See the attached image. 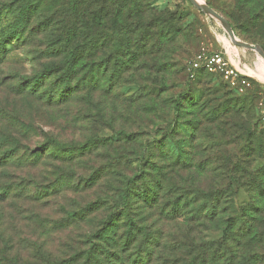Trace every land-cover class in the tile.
Returning <instances> with one entry per match:
<instances>
[{"label":"rangeland","instance_id":"rangeland-1","mask_svg":"<svg viewBox=\"0 0 264 264\" xmlns=\"http://www.w3.org/2000/svg\"><path fill=\"white\" fill-rule=\"evenodd\" d=\"M204 1L237 40L264 52V0ZM1 28L14 36L0 64V135L16 140L30 124L31 147L46 141L56 156L33 167L16 156L0 169V190L22 178L36 184L21 200L0 191V264H222L211 256L226 216L188 218L210 206L194 194L216 189L213 180L217 189L233 183L226 215L243 209L249 225H264V61L219 22L188 0H0ZM202 49L229 57L250 88L190 76ZM36 78L39 105L18 94ZM140 172L147 182L128 186L122 200ZM144 185L156 191L155 206L139 198ZM173 207L182 216L168 214ZM253 249L245 263L264 264V246Z\"/></svg>","mask_w":264,"mask_h":264},{"label":"trees","instance_id":"trees-1","mask_svg":"<svg viewBox=\"0 0 264 264\" xmlns=\"http://www.w3.org/2000/svg\"><path fill=\"white\" fill-rule=\"evenodd\" d=\"M119 8V7H118ZM142 11H136V15H139ZM135 15V16H136ZM130 16V14H129ZM18 24L21 23H25L24 19L20 20L19 19L17 21ZM8 27H9V23H8ZM231 27V26H230ZM232 29V27H231ZM233 30V29H232ZM18 34V37H20V34ZM14 35L10 32H8L7 29H0V64L6 62V58H7V54L10 52L9 50H7V46H10L9 42H7L8 38L13 37ZM114 50H110V55L107 57V59L103 60V64L105 65V69H107V67H109L110 72L114 69H116L118 67L116 58H115V54H114ZM75 53L76 51L74 50H70L68 52L67 58L70 59L71 64L76 61L75 59ZM93 56H96L95 54H93ZM203 73H207L203 70L197 71L195 72V74L200 77L202 76ZM210 74V73H208ZM213 75V74H212ZM213 76H217L220 79H222L220 76L218 75H213ZM37 78L33 79V80H28L27 83L24 85V89L21 90L20 93H18L19 95H22V97H24L25 100H28L29 98L31 100H33L37 105H39L40 100L39 99H35V95L36 93L39 92V90H37ZM250 83L252 84L251 80ZM225 85L229 88V86L225 83ZM231 89V88H230ZM233 90V89H231ZM235 91V90H233ZM237 92V91H236ZM239 93V92H238ZM31 94V95H30ZM44 94V93H43ZM35 96V97H34ZM45 96V95H44ZM43 96V97H44ZM49 98V96L47 97V99ZM49 100V99H48ZM48 102V101H47ZM54 102L50 100V103ZM50 103H48L47 105H50ZM34 122V121H33ZM23 126H27L25 127V131H23V133H20L18 135V139H12L14 138L12 135V133H1L0 135V169H6L7 167H13L12 166V160L17 156L18 159H21V164L22 159L26 163L27 165H31L29 167H33L35 166L36 162L40 161L42 158L41 156H45L47 161H51L52 157H55L56 155L52 154V153H48L46 150H48V148L52 147L51 143H46V141L44 143H34L33 147H31V142L29 141V135L27 134V130H31L32 131V127L30 124H24ZM12 141H15V143H13ZM22 149L26 152H24V154H22V158L18 155L19 150ZM66 155H61L62 158L60 159H67V152L65 153ZM57 159V158H55ZM148 166H146L147 168ZM151 167H149L150 169ZM145 174L146 172H140L139 174H134L133 176L128 178V183L127 186L124 188V190H122V193L120 194V198L123 200L125 198L129 199L131 198V192L130 189H128V186L130 188V185L135 184L136 182H147V179L145 178ZM3 176V173H2ZM30 179V178H29ZM32 181H27V179L22 178L21 180L18 181H10L9 185H6L4 187H2V189L0 190L2 193L8 194L11 191H17L19 195L18 199L21 200V196L24 193H27L28 191H26V189L32 188L33 186H35L36 184L34 183V179H31ZM217 180H213V186L216 187V189L212 190L209 193H205V192H200V193H195L194 195L197 196H202L205 197L206 199V203L210 204V206L207 209H196V210H192L191 212L194 213L191 216H189L188 218H198L200 219V221L202 219H208V217H210L211 220L213 219H218L221 216H226V218L228 219H221V221L223 222V227H221V233L222 236L220 237V239L218 240L217 243H214V247H215V251H212V256H211V262L214 263V260H217V262L219 260L224 261L225 264H232L233 261L235 260H239L241 262V264H248L245 263L244 260L249 261V262H254L255 259V254L250 256V258H247V253H250L248 249H251L252 251H254L253 248L257 249V247H262L264 246V225H259L254 227V224L249 225L246 218H245V214L246 211H244L243 209H239L238 212L240 213H236L233 210L232 216L229 217L228 215H226L229 211V206L233 207L231 204V199L234 198L235 196V192L231 190V184L232 181L230 180V185L228 186V189H217V184H216ZM157 183L159 184V180L157 179L156 181V187H157ZM35 184V185H34ZM146 184V183H145ZM147 185V184H146ZM142 188V190H140ZM138 196L139 198L142 200L143 203H145L147 206H155V196H156V191L151 192V190L149 188H145L144 187H139L138 188ZM201 191V190H198ZM29 198H33L32 196ZM153 198V199H152ZM202 199V198H201ZM223 205L225 208L222 211H218L217 206L219 205ZM234 208V207H233ZM125 210V209H124ZM185 209L182 208H171V210H169V212H174V213H168L171 214V216H182V214L184 213ZM205 211V212H203ZM164 212V211H163ZM208 216V217H207ZM219 219V221H220ZM224 220V221H223ZM221 222V223H222ZM225 226L227 227H224ZM222 226V225H221ZM106 229V227H105ZM104 229V230H105ZM112 232H116V229H113ZM129 233L132 234V230L130 228ZM232 234V235H231ZM229 236V237H228ZM109 240L110 241H114L113 236H109ZM231 240H235L236 242L233 245H230V247H226L225 249H222L221 247H219L220 245L223 246H227V244L229 245ZM126 242L124 243V245H126ZM221 243H225V244H221ZM123 245V246H124ZM139 260V259H138ZM124 260L121 259V262L123 263ZM136 261V260H134ZM139 262V261H138ZM222 263V264H224ZM260 264H262V261L259 262ZM135 264V263H134ZM139 264H142L141 262ZM255 264V263H253Z\"/></svg>","mask_w":264,"mask_h":264},{"label":"built area","instance_id":"built-area-1","mask_svg":"<svg viewBox=\"0 0 264 264\" xmlns=\"http://www.w3.org/2000/svg\"><path fill=\"white\" fill-rule=\"evenodd\" d=\"M188 70L190 76H194L195 72L200 70L218 75L229 88L239 93L245 92L251 86L249 76L221 52H208L202 49L189 62ZM258 109L262 118H264V95L258 103Z\"/></svg>","mask_w":264,"mask_h":264},{"label":"water","instance_id":"water-1","mask_svg":"<svg viewBox=\"0 0 264 264\" xmlns=\"http://www.w3.org/2000/svg\"><path fill=\"white\" fill-rule=\"evenodd\" d=\"M188 1L192 4L195 9L219 22L223 26L224 31L227 33L232 43H234L238 47H241L242 49L255 51L264 60L263 50L258 45L246 44L237 40L230 25L225 21V19L221 15H219L216 11L210 8L204 0H201V2H198L197 0Z\"/></svg>","mask_w":264,"mask_h":264},{"label":"bare ground","instance_id":"bare-ground-1","mask_svg":"<svg viewBox=\"0 0 264 264\" xmlns=\"http://www.w3.org/2000/svg\"><path fill=\"white\" fill-rule=\"evenodd\" d=\"M198 2H201V0H197ZM261 58V57H260ZM262 59V58H261ZM263 60V59H262ZM264 61V60H263ZM243 70V69H242ZM244 71V70H243ZM245 72V71H244Z\"/></svg>","mask_w":264,"mask_h":264}]
</instances>
